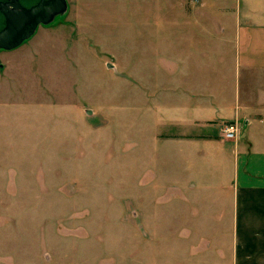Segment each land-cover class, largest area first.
Wrapping results in <instances>:
<instances>
[{
	"label": "rangeland",
	"instance_id": "obj_1",
	"mask_svg": "<svg viewBox=\"0 0 264 264\" xmlns=\"http://www.w3.org/2000/svg\"><path fill=\"white\" fill-rule=\"evenodd\" d=\"M232 5L66 0L0 48V264H201L170 200L199 165L171 156L169 138L200 85L168 60L175 46H212L199 13L226 20Z\"/></svg>",
	"mask_w": 264,
	"mask_h": 264
},
{
	"label": "crops",
	"instance_id": "obj_2",
	"mask_svg": "<svg viewBox=\"0 0 264 264\" xmlns=\"http://www.w3.org/2000/svg\"><path fill=\"white\" fill-rule=\"evenodd\" d=\"M223 9L227 21L198 12L212 46H175L169 55L170 64L185 68L200 85L186 94L194 116L173 127L169 137L171 156L179 159L180 150L188 151L186 161L199 168L185 191L175 180L170 200L177 204L174 214L188 212L184 224L175 225L197 243L194 249L185 240L184 247L199 253L201 264H264V0H233ZM233 121L240 133L227 140L221 126ZM186 200H199L201 208Z\"/></svg>",
	"mask_w": 264,
	"mask_h": 264
},
{
	"label": "water",
	"instance_id": "obj_3",
	"mask_svg": "<svg viewBox=\"0 0 264 264\" xmlns=\"http://www.w3.org/2000/svg\"><path fill=\"white\" fill-rule=\"evenodd\" d=\"M8 3L0 2L3 25L0 28V48L12 49L28 38L38 25H47L52 17L62 13L66 0H39L29 7H23L13 0V9Z\"/></svg>",
	"mask_w": 264,
	"mask_h": 264
},
{
	"label": "built area",
	"instance_id": "obj_4",
	"mask_svg": "<svg viewBox=\"0 0 264 264\" xmlns=\"http://www.w3.org/2000/svg\"><path fill=\"white\" fill-rule=\"evenodd\" d=\"M220 133L223 136V138L227 140H233L238 137L240 133V126L235 121L224 123L221 126Z\"/></svg>",
	"mask_w": 264,
	"mask_h": 264
},
{
	"label": "flooded vegetation",
	"instance_id": "obj_5",
	"mask_svg": "<svg viewBox=\"0 0 264 264\" xmlns=\"http://www.w3.org/2000/svg\"><path fill=\"white\" fill-rule=\"evenodd\" d=\"M17 1L23 7H29L33 4H35L39 0H17ZM0 2H2V3H8L9 2L8 9H10V10L13 9V5H12L13 0H0ZM2 25H3V15L0 12V28L2 27Z\"/></svg>",
	"mask_w": 264,
	"mask_h": 264
}]
</instances>
